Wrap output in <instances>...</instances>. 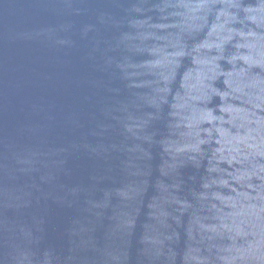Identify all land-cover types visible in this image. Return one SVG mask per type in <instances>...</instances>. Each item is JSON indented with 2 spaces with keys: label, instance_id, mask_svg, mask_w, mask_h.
Masks as SVG:
<instances>
[{
  "label": "water",
  "instance_id": "1",
  "mask_svg": "<svg viewBox=\"0 0 264 264\" xmlns=\"http://www.w3.org/2000/svg\"><path fill=\"white\" fill-rule=\"evenodd\" d=\"M0 264H264V0H0Z\"/></svg>",
  "mask_w": 264,
  "mask_h": 264
}]
</instances>
